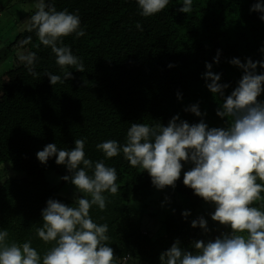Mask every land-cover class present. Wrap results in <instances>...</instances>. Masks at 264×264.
Returning a JSON list of instances; mask_svg holds the SVG:
<instances>
[{"label":"trees","instance_id":"16d2710c","mask_svg":"<svg viewBox=\"0 0 264 264\" xmlns=\"http://www.w3.org/2000/svg\"><path fill=\"white\" fill-rule=\"evenodd\" d=\"M8 1L0 0V11ZM255 2L194 0L193 12L187 15L178 11L182 0H172L161 13L143 18L134 0H54L57 11L79 14L86 33L79 39H64L83 60L85 72L73 70L71 79L54 86L45 76L61 74L54 54L38 46L35 31L26 29L17 35L6 47L12 55L10 68L0 76V162H9L13 171L25 175L0 185V229L9 231L10 242L31 241L42 256L52 246L35 231L46 201L73 204L60 196L61 185L45 180L48 172L60 179L68 175L55 158L45 165L38 162L36 154L46 145L71 149L76 139H86V157L102 160L96 145L106 140L124 143L132 123L167 126L176 115L189 124L198 123L199 118L184 111L196 103L206 113L203 119L209 127H224L226 121L216 116L222 100L212 96L201 77L205 64L212 63L219 50V63L213 64L212 71L221 74L220 83L229 85L227 96L242 76L229 61L262 58L264 22L258 13L250 12ZM137 23L143 31L137 30ZM31 52L37 56L36 76L20 58ZM258 100L264 101V94ZM105 163L117 170L119 190L115 195L105 194V210L94 206L90 216L109 226L107 243L114 251L113 264L130 260L160 264V254L174 241L191 250L193 241L208 240L199 228L190 226L201 199L183 185V171L175 187L167 189L183 198L186 208L172 206L162 219V233L152 235L144 231L142 214L156 190L150 177L130 166L122 155ZM137 207L142 208L141 214ZM184 211L191 213L187 220L181 216Z\"/></svg>","mask_w":264,"mask_h":264},{"label":"clouds","instance_id":"9594fccd","mask_svg":"<svg viewBox=\"0 0 264 264\" xmlns=\"http://www.w3.org/2000/svg\"><path fill=\"white\" fill-rule=\"evenodd\" d=\"M134 2L139 15L150 18L165 10L172 0ZM181 5L178 11L188 15L193 12L194 0H182ZM33 7L27 30L35 31L38 46L51 50L61 73H45L50 85L65 83L72 78L73 70L84 73L83 60L64 43L69 36L79 39L86 35L79 14L67 9L57 11L54 0H33ZM250 12L258 13L264 22V0H256ZM135 27L143 31L140 23ZM259 51V61H229L242 76L227 96L229 85L220 83L221 74L212 71L213 64L219 63L220 51L212 63L205 64L201 78L212 96L222 100L216 116L226 121L224 127H209L203 119L206 113L196 103L184 111L199 118L198 123L189 124L179 115L173 116L167 126L132 123L124 143L106 140L96 145L102 160L86 157V139H76L71 149L50 143L38 151L40 164L55 158V164L68 172L61 179L76 189L73 204L46 201L35 231L42 242L52 246L42 256L31 241L10 242L9 231L0 229V264H113L114 251L107 243L109 226L94 222L90 209L95 206L104 211L108 195L117 194V170L107 166L105 160L120 155L133 168L146 172L158 191L174 188L183 171V185L211 205V221L228 230L214 240L193 241L191 250L176 240L160 254V264H264V101L258 100L264 94V47ZM20 58L36 76V53ZM177 99H181L179 93ZM9 179L5 163L0 162V183ZM256 202L260 203L253 206ZM190 214L184 211L181 216L187 220ZM190 226L199 228L205 236L209 233L203 216L192 220Z\"/></svg>","mask_w":264,"mask_h":264},{"label":"rangeland","instance_id":"374dc122","mask_svg":"<svg viewBox=\"0 0 264 264\" xmlns=\"http://www.w3.org/2000/svg\"><path fill=\"white\" fill-rule=\"evenodd\" d=\"M33 0H9L5 3V7L0 11V76L7 72L10 68V60L12 55L7 51V45L14 40V38L27 29V21L34 13ZM9 162H5V168L10 174V179H23L25 175L20 172L12 170ZM45 180L52 186H60V196L73 201L76 194L75 187L70 182H62V180L52 172L45 175ZM2 183H0L1 185ZM149 203L146 211L143 214L144 231L156 235L162 233L161 222L162 219L170 212L172 206L181 205L186 208L185 201L170 189L163 191L155 190L149 197ZM133 205V204H132ZM142 206V204H139ZM134 207V205H133ZM135 208V207H134ZM139 214L142 211L137 207L135 209ZM214 211L213 207L205 204L202 200L193 212V220L197 217L203 216L208 221L209 233L205 236L208 240H214L222 232L228 231L224 226L211 221L210 216ZM124 264H139L134 260L125 262Z\"/></svg>","mask_w":264,"mask_h":264},{"label":"built area","instance_id":"2783aa9c","mask_svg":"<svg viewBox=\"0 0 264 264\" xmlns=\"http://www.w3.org/2000/svg\"><path fill=\"white\" fill-rule=\"evenodd\" d=\"M129 258V256H126V259H128Z\"/></svg>","mask_w":264,"mask_h":264}]
</instances>
